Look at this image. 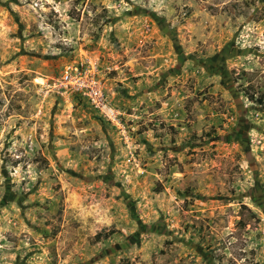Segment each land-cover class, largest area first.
Returning a JSON list of instances; mask_svg holds the SVG:
<instances>
[{
    "label": "rangeland",
    "instance_id": "rangeland-1",
    "mask_svg": "<svg viewBox=\"0 0 264 264\" xmlns=\"http://www.w3.org/2000/svg\"><path fill=\"white\" fill-rule=\"evenodd\" d=\"M0 264H264V0H0Z\"/></svg>",
    "mask_w": 264,
    "mask_h": 264
},
{
    "label": "built area",
    "instance_id": "built-area-1",
    "mask_svg": "<svg viewBox=\"0 0 264 264\" xmlns=\"http://www.w3.org/2000/svg\"><path fill=\"white\" fill-rule=\"evenodd\" d=\"M59 85L64 89H68L67 87L70 86L72 92H81L87 97L89 104L94 109L101 111V114L105 115L106 118L112 119V121L116 120L117 112L105 103L99 85L90 72L83 73L77 69L66 70L59 81Z\"/></svg>",
    "mask_w": 264,
    "mask_h": 264
},
{
    "label": "trees",
    "instance_id": "trees-1",
    "mask_svg": "<svg viewBox=\"0 0 264 264\" xmlns=\"http://www.w3.org/2000/svg\"><path fill=\"white\" fill-rule=\"evenodd\" d=\"M249 98H250L251 101H253V102L257 103V104H262V101H261L260 98L254 99L251 95L249 96Z\"/></svg>",
    "mask_w": 264,
    "mask_h": 264
}]
</instances>
